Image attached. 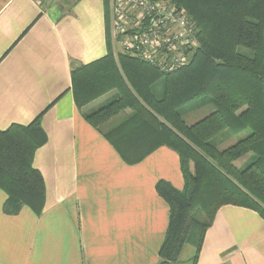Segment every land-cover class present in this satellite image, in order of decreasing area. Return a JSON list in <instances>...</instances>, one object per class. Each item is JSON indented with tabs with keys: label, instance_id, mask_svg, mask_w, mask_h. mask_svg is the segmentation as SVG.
Segmentation results:
<instances>
[{
	"label": "crops",
	"instance_id": "0c3cea01",
	"mask_svg": "<svg viewBox=\"0 0 264 264\" xmlns=\"http://www.w3.org/2000/svg\"><path fill=\"white\" fill-rule=\"evenodd\" d=\"M51 2L0 0V131L45 111L47 137L33 158L45 185L41 215L4 214L0 190V264H158L169 208L155 185L182 190L178 156L159 148L128 166L84 121L103 98L78 110L70 73L106 55L108 13L104 0ZM187 247L190 264H264V221L224 206L195 262L192 247L181 254Z\"/></svg>",
	"mask_w": 264,
	"mask_h": 264
},
{
	"label": "trees",
	"instance_id": "16d2710c",
	"mask_svg": "<svg viewBox=\"0 0 264 264\" xmlns=\"http://www.w3.org/2000/svg\"><path fill=\"white\" fill-rule=\"evenodd\" d=\"M154 1L169 2L191 19L197 47L188 64L162 73L114 53L107 31L106 55L73 67L70 91L80 111L103 98L82 117L124 164L134 166L159 148L176 153L182 190L164 181L155 185L169 208L158 264H177L185 246L194 249L195 262L220 208L248 209L264 221V0ZM207 106L209 115L186 124L185 115ZM44 112L28 125L0 131L6 215L43 211L45 185L33 158L47 143ZM117 116L116 125L104 127ZM249 154L245 168H237Z\"/></svg>",
	"mask_w": 264,
	"mask_h": 264
},
{
	"label": "built area",
	"instance_id": "2783aa9c",
	"mask_svg": "<svg viewBox=\"0 0 264 264\" xmlns=\"http://www.w3.org/2000/svg\"><path fill=\"white\" fill-rule=\"evenodd\" d=\"M107 5L114 53L135 57L162 73L188 64L197 41L185 10L154 0H107Z\"/></svg>",
	"mask_w": 264,
	"mask_h": 264
},
{
	"label": "rangeland",
	"instance_id": "374dc122",
	"mask_svg": "<svg viewBox=\"0 0 264 264\" xmlns=\"http://www.w3.org/2000/svg\"><path fill=\"white\" fill-rule=\"evenodd\" d=\"M43 1H45V0H40V3L43 2ZM55 1H62V0H53L52 2H55ZM73 1L74 0H63L62 3L63 4L69 3L68 5H70ZM104 5H105L106 10H107V6H108L107 5V0H104ZM110 46H111V44H110ZM111 49H112V46H111ZM158 87H159V85H158ZM188 109H191V107L188 108ZM211 111H212V108L210 106L204 107V108H202L200 110L192 111V112H190V113H188L187 115L184 116V121L186 122L187 125H192L195 122H198L199 120H201L202 118H204L205 116L209 115ZM119 118H120V116H117V117L113 118L104 127L105 128H108V127H112V126L116 125L117 122H118V120H119ZM234 141H235V139L231 140L230 142H228L227 144H225L223 146V148L225 146H229L230 144H233ZM246 156H248V155H246ZM244 160L245 159H243L242 161H244ZM242 161H241V163H242ZM238 168L239 169H244L245 167L240 166ZM191 256H192L191 249L189 247L185 248L183 250V252H182V254L180 256V259H179V261H178L177 264H190L189 259L191 258Z\"/></svg>",
	"mask_w": 264,
	"mask_h": 264
}]
</instances>
